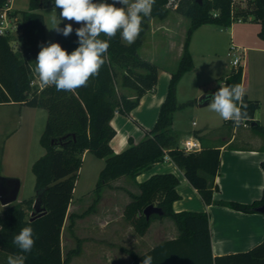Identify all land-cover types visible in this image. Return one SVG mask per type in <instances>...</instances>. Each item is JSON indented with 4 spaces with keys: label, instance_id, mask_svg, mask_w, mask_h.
<instances>
[{
    "label": "trees",
    "instance_id": "obj_1",
    "mask_svg": "<svg viewBox=\"0 0 264 264\" xmlns=\"http://www.w3.org/2000/svg\"><path fill=\"white\" fill-rule=\"evenodd\" d=\"M6 1L0 0V9ZM231 1L178 0L175 8L168 9L165 7L167 0H155L151 15L142 19V31L135 43L128 45L122 42L118 32L110 40L106 63L99 75L90 78L86 87L75 91H57L54 85L42 87L33 83L32 68L40 46L46 43L44 17L37 10L51 6L59 16L61 9L55 7L54 0H28L27 10L16 19V40L20 39L19 43H14L16 40L10 33L0 34V104L17 103L46 110L44 128L39 137L44 152L31 164L34 196L9 205L0 215V254L5 255L4 259L0 258V264H6L9 255L25 256L24 264H66L69 256L78 252L71 249L65 256L62 255L60 233L84 151L104 161L94 187L96 199L110 180L121 175L134 179L140 172L161 162L166 153L205 204L214 203L243 212H253L257 206H264V186L261 197L251 203L214 200L212 192L216 188L214 177L218 173L219 148L200 144L199 151L184 152L178 147L176 134L170 129L172 113L190 102H176V84L182 74L192 68L188 51L191 32L203 24L226 28L240 17L259 22V33L264 34V0H245V5H237L233 12ZM105 2L122 7L118 0ZM169 10L189 20L177 67L170 73L166 95L153 126L144 130L138 142L133 143L129 139V146L115 153L109 145L115 134L110 124L114 113L128 115L139 98L156 87L157 66L138 54L146 22L150 18H165ZM9 13L14 17L18 14L16 10ZM69 23L73 32L64 37L55 31L53 42L71 54L79 47L75 30L82 23L62 20L59 27L62 29ZM99 38L108 39L103 34ZM245 65L232 67L223 79V87L240 84L246 90L243 84ZM117 78L120 87L132 90L131 97L118 91ZM210 94L213 98L215 93ZM242 104L247 105L248 113V118L242 123L250 125L259 102L249 99L245 93L239 107ZM229 123L233 124L230 120ZM250 126L264 136V128L257 122ZM261 168L264 175V160ZM136 186V193L128 192L129 200L122 213L124 220L136 234L142 235L152 220L167 216L177 229V235L158 242L142 254H133L130 264H142L146 255L153 257V264H264V238L248 250L213 256L207 213L174 211L171 207L172 202L180 198L176 191L178 179L173 173L151 174L136 182ZM34 201L43 213L30 219V213L28 215L26 211L33 210ZM149 204L160 207L164 214H152L146 219L143 209ZM74 216L81 214H69L67 218L72 220ZM27 226L33 228L35 244L31 252L23 253L13 243V237Z\"/></svg>",
    "mask_w": 264,
    "mask_h": 264
},
{
    "label": "crops",
    "instance_id": "obj_2",
    "mask_svg": "<svg viewBox=\"0 0 264 264\" xmlns=\"http://www.w3.org/2000/svg\"><path fill=\"white\" fill-rule=\"evenodd\" d=\"M105 1L107 0H95L96 3ZM11 2L10 8L13 10ZM37 11L39 12V9ZM171 12L174 17H183L174 11ZM168 17L171 18L173 16L167 15L154 24L156 25L155 29H159L160 34L165 36L164 40H154L151 37L154 31L152 18L146 22L145 38H148L147 36L151 38H142V42L138 47V54L157 66L156 87L154 91L145 92L128 115L119 112L114 113L110 124L114 128L115 134L110 139L109 145L115 153L128 147L129 139L133 143H136L143 137L144 130H148L153 126L159 107L165 98L170 73L175 70V64L176 66L178 64L183 43L182 39L179 42H175L169 37L171 30L175 31V28L173 24H167L166 20ZM16 18H19V14H17ZM231 25L229 26V38L234 40L235 34ZM215 28L216 26L203 24L191 32L188 41V51L192 58V68L190 70L194 67L195 58L200 57L207 63L208 56L214 52V38L217 32ZM19 40H16L14 43L18 44ZM122 42L127 43L123 40ZM260 44L262 46L256 48H248L249 46H246V48L235 47L244 56V50L247 49L264 50V42ZM246 62L247 58L243 60L242 66ZM188 71L182 74L178 80V84ZM256 83L258 85L257 91L253 89V85L246 88L245 93L249 99L258 100L259 107L254 112L253 121L264 128V72L256 80ZM220 85L223 87V80H221ZM178 89L177 85L176 101L179 104L190 101L187 105L191 106L192 102H196V96L194 98H187L181 102L177 96ZM119 91L129 97L133 94L132 90L122 87H120ZM195 91L197 93H207L210 90L197 87ZM175 111L172 113L170 129L177 135L180 130L173 129V114ZM193 122L192 126L185 131V138L189 136L199 137L198 140L201 145L219 148L218 173L214 177L216 188L212 192V198L214 200H228L239 203H251L258 200L261 197L264 186V175L261 168V162L264 160V136L253 128L249 129L248 127L251 126L246 124L233 125L229 121L222 120L221 126L226 124L227 127L223 126L219 128L220 126H208L209 124L207 123L193 127L195 125V122L194 124ZM184 139L179 141L176 138L177 145ZM87 152L84 151L82 157ZM162 172H171L178 179L176 191L180 198L174 200L171 204L174 211L189 210L207 213L210 229V247L213 256L245 251L263 240L264 214L262 212L256 210L253 212H243L214 203L205 204L197 191L186 181L182 171L173 162L170 160L161 161L140 172L134 179L127 175H121L116 179L110 180L108 185L105 186L107 189L104 194L106 199L104 197L101 198L100 195L97 198V201L104 199L103 208L99 211L96 218L91 219H93V222L97 226H101L102 237H105V235L109 236L110 245L105 247L100 245L94 248V251H88L86 253L88 257L84 259V264H130L133 254H142L158 242L174 238L177 235L175 226L161 219L152 220L146 231L142 235H138L132 226L124 220L122 214L123 207L129 200L128 192H137L136 182L143 181L151 174ZM72 202L71 198L62 228L66 220H69L67 218L69 214H81V216H78L82 219L81 221L87 216L88 211L86 213L76 212L75 204ZM6 206L0 204V215L6 209ZM73 219L76 220V217L74 216ZM90 223L92 221L84 222V232L87 234H90ZM108 225L111 226L109 234L106 230ZM60 244L62 245L61 233ZM81 253L82 251L79 250L69 256L66 264L70 263L74 258H78ZM0 258L4 259L5 255L0 254Z\"/></svg>",
    "mask_w": 264,
    "mask_h": 264
},
{
    "label": "rangeland",
    "instance_id": "obj_3",
    "mask_svg": "<svg viewBox=\"0 0 264 264\" xmlns=\"http://www.w3.org/2000/svg\"><path fill=\"white\" fill-rule=\"evenodd\" d=\"M27 3L28 0H12L11 5L13 10H16L20 16L22 11L27 10ZM52 11L53 8L51 6L39 9V12L44 16L45 33L47 36L46 43L41 46H48L54 43L55 30L49 29L52 27L49 21V16ZM171 11L172 10H169L168 15H172L173 17H168L166 22L167 24H173L175 31L171 30L169 37L175 42H179L181 39L183 41L189 20L185 17H174ZM158 20V18L151 19L154 27L151 37L154 40H164L165 36L160 34L159 29H155L156 25L154 24L157 23ZM231 27L234 29V40L229 38L230 27H216L215 29L217 32L214 38V52L208 56L207 63L200 57L195 58L193 69L185 73L179 84L178 82L176 84V87L178 85L179 88L177 96L181 102L185 101L187 98H194V96H196V102H192L193 104H191V106L185 104L179 107L173 114V129L180 130L176 135L179 141L186 137L185 131L192 126L193 121L195 122L193 127H198L206 123L209 124L208 126H220L219 128L223 126L227 127L226 124L221 126L222 118L209 109L208 106L211 102L204 106H198L197 98L203 94V92L197 93L195 88H205L210 90L207 91V93H216L221 88V80L224 79L225 75L228 74L232 68L230 61L233 58L235 50L231 47L238 46V48H246V46H249L248 48H256L261 47L262 44L260 43L264 42V34L259 33L261 30V24L259 22L235 20L232 22ZM146 28L147 26L145 29ZM10 35L15 38V40L17 39L15 31L11 32ZM145 37L144 30L142 38ZM147 37L151 38L149 36ZM246 58L247 62L243 72V84L246 88L254 85L253 89L257 91L258 85L256 80L260 78L264 72V50H244V56L240 58L239 65H242L243 60ZM163 62L166 63L165 61ZM176 67L175 64L174 68L176 69ZM116 82L119 91V78H117ZM33 83L37 85L40 84L38 77L35 75ZM192 89L194 90L191 91ZM45 118L46 110L42 107H30L18 105L16 103L0 104V175L16 177L19 180L16 200L6 207L34 196V176L31 172V164L44 152L43 147L39 143V137L44 128ZM248 128L252 129L251 127ZM179 145L180 144H178V146ZM102 166L103 159L94 156L90 152H87L82 157L71 198L73 201L72 203L75 204L76 212L86 213V211H88V213L85 217L87 220L83 219V221H81L82 219L77 216L76 220H66L62 228V255L65 256L67 251L71 249L82 251L78 258H74L68 264H84V259L88 257V255H86L88 251H94V248L100 245L102 247L110 245L109 236L105 235V237H102L101 226H97L95 222H93V219H91L98 216L105 202L104 199L102 201H97L94 191L98 173ZM106 191V187L100 190L99 195L101 198L104 197L106 199L104 196ZM119 201H121V199H119ZM26 212L29 215L30 211L27 210ZM157 219L168 221V223L174 226L167 216ZM85 221H92L89 227L90 234L84 232ZM110 229L111 226L108 225L106 227L108 234Z\"/></svg>",
    "mask_w": 264,
    "mask_h": 264
},
{
    "label": "clouds",
    "instance_id": "obj_4",
    "mask_svg": "<svg viewBox=\"0 0 264 264\" xmlns=\"http://www.w3.org/2000/svg\"><path fill=\"white\" fill-rule=\"evenodd\" d=\"M118 3L122 7L106 2L96 3L94 0H54L55 7L61 12L59 16L55 14V9L51 12L50 30L68 37L73 27L69 23L61 29L59 25L62 20L82 23V26L75 30L79 47L71 54L58 43L41 46L32 71L42 87L54 85L57 91H75L86 87L89 79L99 75L106 63L110 40L118 32L128 45L135 43L142 31V19L151 15L155 0H118ZM101 34L108 39H100ZM244 96L245 89L240 84L221 87L208 107L222 120L240 124L248 118L247 105L237 106ZM13 243L21 252H31L35 244L33 228H22L13 237ZM24 261L23 255H9L6 264H24ZM142 264H153V257L144 256Z\"/></svg>",
    "mask_w": 264,
    "mask_h": 264
},
{
    "label": "built area",
    "instance_id": "obj_5",
    "mask_svg": "<svg viewBox=\"0 0 264 264\" xmlns=\"http://www.w3.org/2000/svg\"><path fill=\"white\" fill-rule=\"evenodd\" d=\"M10 2L11 0H7L4 6L0 9V34H7L11 33L13 31L16 32L17 30V18L10 15V11L12 10L10 8ZM178 0H167L165 7L168 9H173L176 7ZM246 3L245 0H232L231 1V12L234 11L235 7L237 5L244 6ZM250 19V18H248ZM237 21H242V18H237ZM235 50V53H233V58L230 61V64L232 67H236L239 65L240 58L242 57V52L237 47H231ZM240 102H237V106L239 107ZM231 121V120H230ZM233 125H241L244 123L236 124L232 121ZM194 124V122H193ZM182 151L184 152H192V151H199L201 148L200 141L198 138L194 136H189L185 138L180 145L178 146ZM169 156L164 153L162 157V161H169Z\"/></svg>",
    "mask_w": 264,
    "mask_h": 264
},
{
    "label": "water",
    "instance_id": "obj_6",
    "mask_svg": "<svg viewBox=\"0 0 264 264\" xmlns=\"http://www.w3.org/2000/svg\"><path fill=\"white\" fill-rule=\"evenodd\" d=\"M200 2V0H196ZM212 99V95L210 93H203L197 98L198 106H204L208 104ZM254 121L250 123L253 125ZM19 189V180L16 177H8L0 175V204L8 205L16 200L17 193ZM256 211L263 212L264 206H257ZM43 213V209L39 207L37 201L33 203V210L30 212V219L35 218ZM143 214L148 219L150 215L156 214L158 216H162L164 211L155 205L149 204L143 209Z\"/></svg>",
    "mask_w": 264,
    "mask_h": 264
}]
</instances>
